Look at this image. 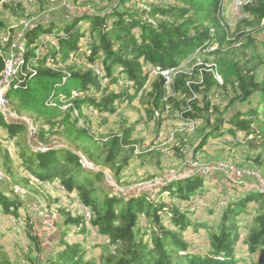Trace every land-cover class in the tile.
<instances>
[{"label":"trees","instance_id":"obj_1","mask_svg":"<svg viewBox=\"0 0 264 264\" xmlns=\"http://www.w3.org/2000/svg\"><path fill=\"white\" fill-rule=\"evenodd\" d=\"M127 1L118 0V3L101 10L77 11L62 25L34 23L26 29L23 60L24 63L32 60L35 70L27 74L22 85H11L5 96L16 100L14 108L18 113H33L39 118H46L49 126L42 127L37 135L66 129L70 134H77L75 141L88 140L90 137L86 129L76 130L74 127L77 120L72 117L73 109L92 107L114 113L118 109L116 103L132 101L144 88L148 80L146 66L168 69L179 65L197 51L210 45H221L225 41V27L222 24L226 5L224 0H171L167 5L156 3L157 0H147L151 6L142 11L121 9L120 5ZM250 11L259 19L264 18V2ZM7 30L6 46L14 40V31L11 33ZM47 33L54 35L57 47L40 41ZM87 35V49H83L79 42ZM37 40L41 42L38 46L42 51H38L34 45ZM84 53L89 63L102 62L104 77L109 81L106 87H101L100 76L91 70H76L74 65L67 63L71 54L77 56ZM47 60L54 66H46ZM262 64L264 66V62ZM5 65V54L0 53V80ZM214 69L222 76V84L211 72L206 78L208 87H223L230 83L239 90L238 100L247 102L248 106L233 109L228 117H222L215 125L204 129L196 150H201L210 139L230 136L264 153V68L258 79L237 62L219 57ZM121 76L125 80L123 88L120 87L118 92H109L110 84L118 83ZM185 77L184 73L177 75L175 93L190 92ZM164 84L159 76L147 92L155 109L163 107L164 110L166 103L171 101V98L164 100ZM92 87L96 92H102L100 98L91 95L71 99L72 106L64 114L55 105H64L63 100L68 99L72 91L85 93ZM255 95H258V104L251 107ZM190 105L193 109L195 102ZM189 109L182 114L190 119L193 117L188 116ZM151 113L147 111V114ZM58 117L59 120H53ZM25 128L24 122L7 118L0 110V149L14 143ZM130 135V130L126 129L120 136L114 135L110 139L108 161L115 159L130 144ZM7 159L11 161V166L15 164L20 171L30 173L35 181L59 182L66 191L75 193L79 198L78 204L90 212L91 218L88 220L83 209L79 210L81 213L68 210L63 217L64 229L56 250L43 257L39 247L37 261L28 256L29 264H239L237 241L241 231L250 223H256L259 227L248 231L243 239L245 251L256 254L264 246V211L261 212V205L254 207L257 202H254V206L249 203L255 197L259 198H255L258 202L264 199V192L260 189L244 185L226 194L222 206L210 211L213 214L221 210L217 225L210 226L203 218L196 216L199 210H204L203 207L192 209L188 205L190 199L197 200L201 194L211 190L208 182L199 174L164 182L159 186L158 197H151L146 192L118 194L107 190L102 192L101 197L95 192L94 182L105 178L103 170L85 167L72 149L50 146L34 150L29 147L19 151L14 160L8 153ZM21 208L19 201L0 189V219L9 215L18 219L22 214ZM250 217L251 220L244 224ZM25 220L28 222L26 217ZM201 227L207 229V233L201 235V238H206L203 241L205 247L198 249L192 243L193 239H188L184 234L194 229L192 233L196 236ZM72 230L78 239L66 238ZM33 234L31 232L29 236L39 245V238L35 232ZM89 234L105 240L99 239L101 243L91 241L90 246ZM99 244L111 246L114 250L105 257L90 255L89 248L95 249ZM12 257L5 243L0 241V264H13Z\"/></svg>","mask_w":264,"mask_h":264},{"label":"rangeland","instance_id":"obj_2","mask_svg":"<svg viewBox=\"0 0 264 264\" xmlns=\"http://www.w3.org/2000/svg\"><path fill=\"white\" fill-rule=\"evenodd\" d=\"M224 1L226 5L223 11L224 20L222 24L225 27V41L221 45H210L204 50L197 51L179 65L174 66L173 73L170 75L172 84L168 85V88L171 86L169 91H166V84H164V100L171 98V101L166 103L164 110H162L163 107L155 109L151 105L152 99L147 92L150 91L151 84L158 77V74H150L151 70L156 69L146 66L145 71L148 72V80L144 88L132 101L116 103L118 106L116 112L98 111L92 107H83L81 110L73 109L72 117L77 120L74 127L76 130L86 129L90 137L88 140L75 141L77 134H70L66 129L37 135L38 133L34 129L26 126L25 130L17 135L14 143L9 146L4 145L5 148L0 149V162L5 171L4 180L0 181V186L13 199L19 201L22 206V214L18 219L12 215L0 219V241L5 243L8 253L15 257V260L12 257L13 264H29L28 256L37 261L36 254L39 247L43 257L53 253L56 250L60 233L64 229L62 223L64 215L68 210L81 213L79 211L81 205L76 201V199L79 200L77 195L66 191L59 182L35 181L31 179L30 173L20 172L15 164V169L12 170L11 161L7 159L8 153L14 160L19 151L29 147L34 150L50 146L72 149L81 158L85 167L103 170L105 178L94 182L95 192L101 197L105 190L114 191L118 194L146 192L151 197H158L159 186L164 182L178 177L199 174L205 178L211 190L206 192L207 195L204 197L200 196L197 200L193 198L194 200H190L191 203L188 205L192 209L203 207L204 210H199L196 216L203 218L210 226L217 225L221 210L218 209L213 214H210V211L215 210L216 206H222L226 191L229 188L235 189L246 185L259 189L264 180V153L261 150H254L248 144L240 141L241 139L230 136L210 139L201 150H196L204 129L215 125L220 118L228 117L233 109L248 106L247 102L243 103L238 100L239 90L232 87L230 83L223 87H208L206 78L211 72L216 80L222 84V76L214 69L219 57H226L237 62L249 73L256 75L258 79L261 78L264 68L262 64L264 62V18L259 19L250 11L251 8L259 7L264 0H238V6H240L238 13H233L232 8L237 0ZM161 2L167 5L172 1H156V3ZM116 3L118 0H0V53L5 54L12 68V60H10L9 55L16 54L18 29L23 31L24 24L29 23L31 26L39 18H42L43 22L40 23L53 22L62 25L68 20L65 18L70 16V13L72 16L77 11L101 10ZM149 6L151 3L147 0H128L124 5H120V8L142 11ZM19 22L24 24H19ZM7 29L11 33L14 31V40L6 46ZM43 35L46 36L43 37V42L46 45L57 47L55 45L57 40L53 34ZM23 38L24 36H22V45H25L26 41H23ZM86 38L79 42L83 49H87L85 43L89 39ZM40 44L41 42L38 43V45ZM22 59L23 54L21 53V57H18L17 60V66ZM67 63L74 65L76 70H91L100 76L99 84L101 87L108 85L109 81L104 77V69L89 64L85 53L77 56L71 54ZM180 73L186 74L185 79L190 90L189 93L174 92L173 82ZM217 76L221 78V82ZM124 85L125 81L121 76L118 83L110 84L109 92H118L120 87L123 88ZM93 91L94 94L81 93V98L91 95L97 98L101 97V91ZM87 92H91V88ZM74 98L76 97L64 99V105L57 103L55 105L59 106L62 114H64L67 108L72 106L71 99ZM258 99V95H255L250 106H257ZM191 102H195L193 109L190 105ZM9 103L14 107L17 102L9 99ZM188 109L190 111L188 116L193 118L189 119L183 116L182 113ZM148 110L152 113L147 114ZM17 115L19 118L29 119L34 124L36 123L37 127L39 126L38 132L42 127L49 126L46 118H39L33 113L24 112L20 114L17 112ZM59 119L60 117L53 120ZM18 120L22 121L21 119ZM126 129L131 132L130 144L119 152L115 159L108 161L110 139L114 135L120 136ZM33 131L34 138H31ZM218 167L231 168L236 172L227 173ZM256 170L262 173L259 174V179H256V185L244 184L245 180L252 181L243 172L238 174V171H245L248 174L256 173ZM107 176L114 184L109 182ZM51 179H56V177ZM232 183L240 186L235 187ZM11 185L14 189H20L23 195L28 196L25 199L16 197ZM255 198L250 200V205L257 202L253 206L258 208L261 205L262 211H260L263 212L264 199L258 202ZM256 199L259 200V198ZM205 200H208L210 205L206 206ZM242 214L246 215L245 213ZM248 219L251 220V217L243 223L246 224ZM143 221L146 224L144 218ZM256 227L259 225L250 223L240 233L237 241L239 264H264V246H261L256 254H248L243 244V239L247 237L248 231ZM193 230L185 232V237L194 239L192 243L195 247L198 246V249L205 247L203 241L206 238L202 237V239L201 235L206 234L207 229L201 227L196 236L192 233ZM31 232L32 234L35 232L39 238V245L35 244L32 237L29 236ZM66 238L75 240L79 237L74 235L72 230ZM97 239L89 234L90 246L91 241L101 243L100 240H105L100 237ZM113 250L111 246L99 244L95 249L89 248L88 253L94 254V257L99 254L105 257Z\"/></svg>","mask_w":264,"mask_h":264},{"label":"bare ground","instance_id":"obj_3","mask_svg":"<svg viewBox=\"0 0 264 264\" xmlns=\"http://www.w3.org/2000/svg\"><path fill=\"white\" fill-rule=\"evenodd\" d=\"M26 24H29V23H26ZM26 24H24V30L22 32V36H24L25 32H26ZM30 26V25H29ZM28 26V27H29ZM25 31V32H24ZM23 41H25V38H23ZM40 41L42 43L43 42V37L40 38ZM45 44V43H44ZM23 47V52L25 51L26 49V43L25 45L23 44L22 45ZM38 54V51L36 52ZM23 54V53H22ZM24 55V54H23ZM6 59V57H5ZM46 66L48 67H52L53 66V63L50 61V60H47V62L45 63ZM98 68V67H97ZM179 68V67H178ZM177 68V69H178ZM35 70V63L31 60L29 62H26L24 63V60L22 59L20 61V64L17 66V71H12L11 72V66H10V61L6 59V65H5V68H4V71H3V76L1 79H6L4 80V86H1L0 88V98H1V102L2 104L4 105V108L5 109H0L3 114L7 117V118H17V119H21L22 122H24L26 124V126H29L30 128L34 129L36 133H38L37 129V124L35 125L34 122L30 121L29 119H25V118H19L18 115H17V112H16V109H14V107H12L9 103V98H7L5 96V93L7 91V89L14 84V86H17V85H22L24 83V80H25V77L27 76L28 73L30 72H33ZM151 70V69H150ZM173 70H174V67L173 68H170V69H165V80H167V83L168 85H170L171 83V79H170V75L173 73ZM175 72V71H174ZM173 77V75H172ZM218 78H220L219 76H217ZM175 78V77H174ZM220 82H221V78L219 79ZM174 83V82H173ZM166 84V83H165ZM172 84V83H171ZM0 85H1V80H0ZM166 86V85H165ZM190 86V85H189ZM171 87V86H170ZM169 87V88H170ZM172 89V88H171ZM172 91V90H171ZM192 92V91H191ZM169 94V93H168ZM70 104V103H69ZM11 112H14V117L12 116ZM198 124V123H197ZM186 126V125H185ZM191 127V126H190ZM192 131V130H191ZM89 166V165H88ZM0 174H2L3 177H5V171H4V168L0 162ZM4 180V178H0V181ZM258 182V181H257ZM264 180L261 182L260 184V187L259 189L261 191L264 192ZM17 192L18 193H23L20 189H17ZM23 195V194H22ZM196 197V196H195ZM193 198V197H192ZM191 200V199H190ZM194 200V199H193ZM195 203V202H194ZM196 206V205H195ZM81 207H83V211L85 212L86 214V217L87 219L89 220L91 217H90V213L87 209H85V207L83 205H81ZM196 208V207H195ZM199 210V209H197Z\"/></svg>","mask_w":264,"mask_h":264},{"label":"built area","instance_id":"obj_4","mask_svg":"<svg viewBox=\"0 0 264 264\" xmlns=\"http://www.w3.org/2000/svg\"><path fill=\"white\" fill-rule=\"evenodd\" d=\"M239 7H240V6H238V0H237V2H236L234 5H232L233 13H238V9H239ZM40 22H43V19H42V18H39L38 21H37L36 23H40ZM19 24H24V23L19 22ZM29 25H30V24H26V28H28ZM22 32H23V31H19V29H18L17 50H16V54H14V55H9V56H10V60H12V68H11V72H12V71H17V60H18V57H21V53H25V52H23V47H22ZM43 37H46V36H43ZM87 38H88V37H87ZM87 38H86V39H87ZM34 45H35V47L38 48V51H42V50H39L38 40H37V44H34ZM89 52H90V50L88 51V53H89ZM89 64H91V65H93V66H97L99 69H102V70H103V64H102L101 61H97L96 63H89ZM150 74H158V77L161 76V77L163 78V80L166 82V91H169L167 80H165V69H163V68L160 67V69L151 70V71H150ZM4 80H6V79H1V85H0V88H1V86H4ZM123 81H125V80H123ZM120 82H122V81H120ZM93 90L96 91V89L92 87V88H91V92H85V93L94 94V93H93V92H94ZM81 93H82V92L72 91L70 97H79V98H81ZM0 109H5V108H4V105H3L2 102H1V98H0ZM11 114H12V116L14 117V112H11ZM31 138H34V131H33V134H31ZM87 166H88V165H87ZM90 167H94V166H90ZM218 168L222 169L223 171H225V172H227V173H229V172H233V173L236 172V171H233L231 168H226V167H218ZM241 172H243L245 175L249 176L248 178H250V180L252 181V182H250V181L245 180V181H244V184H251V185H256V179H259V174H262V173H259L257 170H256V173H248V174H247V172H245V171H238V174L241 173ZM0 178H4V177L2 176V174H0ZM107 179L109 180V182H110L111 184H114V183L112 182V180L110 179L109 176H107ZM44 183H45V182H44ZM263 185H264V183H263ZM11 188L15 191V196H16V197H21L22 199H25V198L28 196V195H22L21 193H18V192H17V189H14V188L12 187V185H11ZM72 196H74V195H72ZM74 197H75V196H74ZM76 201L78 202V199H76ZM80 209H84V208L81 207V206H79V210H80ZM90 227H91V226H89L88 228L91 229Z\"/></svg>","mask_w":264,"mask_h":264},{"label":"crops","instance_id":"obj_5","mask_svg":"<svg viewBox=\"0 0 264 264\" xmlns=\"http://www.w3.org/2000/svg\"><path fill=\"white\" fill-rule=\"evenodd\" d=\"M70 16H71V13H70ZM70 16H68V17L65 18V19H68ZM11 169H12V170L15 169L14 165L11 166ZM16 170H17V168H16ZM20 172H21V171H20ZM232 185L235 186V187H239V186H240V185L233 184V183H232ZM242 186H244V185H242ZM240 187H241V186H240ZM0 189L4 190V189L2 188V186H0ZM235 189H236V188H235ZM235 189H231V188H229V189L226 191V194H229V193L235 191ZM4 191H5V190H4ZM228 192H229V193H228ZM208 194H210V193H208ZM205 195H207V193L201 194V197H202V196L204 197ZM204 202H205V205H206V206L210 205V203L208 202V200H205ZM193 241H194V239H193ZM257 252H258V251H257Z\"/></svg>","mask_w":264,"mask_h":264}]
</instances>
